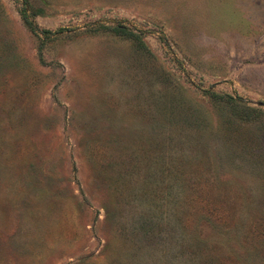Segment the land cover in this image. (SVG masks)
Wrapping results in <instances>:
<instances>
[{"label":"rangeland","instance_id":"1","mask_svg":"<svg viewBox=\"0 0 264 264\" xmlns=\"http://www.w3.org/2000/svg\"><path fill=\"white\" fill-rule=\"evenodd\" d=\"M0 264H264V0H0Z\"/></svg>","mask_w":264,"mask_h":264},{"label":"trees","instance_id":"2","mask_svg":"<svg viewBox=\"0 0 264 264\" xmlns=\"http://www.w3.org/2000/svg\"><path fill=\"white\" fill-rule=\"evenodd\" d=\"M30 25H31V28L34 29V28H33V27H34L33 24H30Z\"/></svg>","mask_w":264,"mask_h":264}]
</instances>
